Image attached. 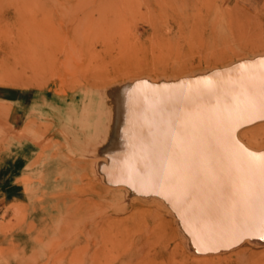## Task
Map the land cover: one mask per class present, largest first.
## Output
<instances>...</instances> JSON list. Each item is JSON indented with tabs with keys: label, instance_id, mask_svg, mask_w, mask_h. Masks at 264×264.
Wrapping results in <instances>:
<instances>
[{
	"label": "rangeland",
	"instance_id": "rangeland-1",
	"mask_svg": "<svg viewBox=\"0 0 264 264\" xmlns=\"http://www.w3.org/2000/svg\"><path fill=\"white\" fill-rule=\"evenodd\" d=\"M152 2L0 0V92L24 97L12 125L0 100V137L30 149L0 264H264V120L225 117L264 101L258 80L240 96L249 69L264 76V0H214L199 15ZM124 95L129 128L122 113L98 121ZM147 114L150 142L124 145Z\"/></svg>",
	"mask_w": 264,
	"mask_h": 264
},
{
	"label": "crops",
	"instance_id": "crops-1",
	"mask_svg": "<svg viewBox=\"0 0 264 264\" xmlns=\"http://www.w3.org/2000/svg\"><path fill=\"white\" fill-rule=\"evenodd\" d=\"M246 2H248V4L245 7L252 11L255 5H258L259 0H246ZM256 70L257 68L249 69L248 73L245 74L247 81L242 89L248 90L251 93H240V96L252 95L255 90L254 87L256 88V86H259L258 84L254 85L255 80L260 81L261 85H264V76L262 74H257L258 71ZM234 95L237 96V94ZM262 97H264V95ZM23 98L24 97L16 91L4 90L0 92V100L10 103L8 111V118L10 121L8 122L11 125L17 121L21 113L19 112V108L24 103ZM236 105L235 114L231 116V120L238 124L236 127L245 128L253 123L264 120V101L254 98L250 100L245 99L242 103ZM203 111L202 113H204ZM10 132H12V127L10 128ZM17 140L14 141L13 137L8 136V134L0 137V220L2 214L13 201V192H11L9 186L13 183V178L19 176V172L17 171L18 163L22 155L30 150L28 143H23L21 138L19 142Z\"/></svg>",
	"mask_w": 264,
	"mask_h": 264
},
{
	"label": "bare ground",
	"instance_id": "bare-ground-1",
	"mask_svg": "<svg viewBox=\"0 0 264 264\" xmlns=\"http://www.w3.org/2000/svg\"><path fill=\"white\" fill-rule=\"evenodd\" d=\"M157 1V4H156V6L157 7H155V6H153V2L152 3H149L148 4V6H147V9H150V10H154V9H158V10H165V9H168V8H171V10H174V11H177V10H180V11H182L183 9H186V11H187V9H189V10H191V11H193L194 12V14L196 15V14H202V13H205L206 11H210V9L213 7V4H214V0H189V3L188 4H186L184 7H179V6H173V5H171V7H170V4L168 3L169 2V0H156ZM8 2H9V0H8ZM12 2V1H11ZM14 2V1H13ZM156 3V2H155ZM14 4V3H13ZM142 3H140V5H141ZM143 4H145V3H143ZM176 4V3H175ZM147 12V11H146ZM193 14V15H194ZM213 24V23H212ZM28 26V25H27ZM41 26V25H40ZM150 26H151V24H150ZM23 27H24V24H23ZM240 43V42H239ZM251 45V44H250ZM202 54V53H201ZM218 54V53H217ZM255 75V74H254ZM253 75V76H254ZM229 80V79H228ZM227 81V80H226ZM226 85V84H225ZM111 89V88H110ZM109 89V90H110ZM109 90H107V91H109ZM103 91V90H102ZM134 92V91H133ZM111 93V92H110ZM148 93V92H147ZM223 94V93H222ZM226 94V93H225ZM216 95V96H215ZM217 95H219L218 93H215V94H213L211 97H209L207 100L210 102L209 104H210V107L212 108L213 106H214V104L215 103H217ZM86 96V95H85ZM109 96V95H108ZM150 96V95H149ZM223 96V95H222ZM215 98V99H214ZM128 99L129 100H131V98H129L128 96H123V103L122 104H120V106H119V104L117 103V102H112V101H110V99L108 98V99H105V102H106V104L108 105H113V106H115V112L114 113H108V114H106L105 116H100V117H98V121H101V122H103V121H107V122H110V123H113V122H116V121H118V113H122V114H126V116H124V117H122V120L124 121V123L126 124V127H125V130L126 129H128L129 128V123L132 121H130V118L128 117L131 113L130 112H128L129 111V109L127 108V106H128ZM101 101V100H100ZM202 101V100H201ZM143 102V101H142ZM128 103V104H127ZM220 106V105H219ZM223 106V105H222ZM229 106V105H228ZM213 109H214V113L213 112H210V113H213V116H216V114H218L219 113V107L217 108V107H213ZM212 109V110H213ZM221 110V109H220ZM229 110V109H228ZM125 111V112H124ZM225 111V110H224ZM124 112V113H123ZM205 113H208V111H204ZM221 112V111H220ZM202 114V115H205V113H202V112H199V114ZM127 114H129V115H127ZM230 114V113H229ZM209 116H210V114H209ZM132 117H134L133 116V112H132ZM225 117L226 118H228L229 120H231V114L228 116V114L227 115H225ZM186 118V117H185ZM188 118V117H187ZM192 118V117H191ZM211 118V120L208 122V124H213V123H215V121H216V117H210ZM238 118V117H237ZM99 119H101V120H99ZM130 121V122H129ZM154 121V119H153V115L152 114H147L146 115V119H145V121L144 120H141L140 122L142 123L141 125H140V127L138 128L139 130H138V132L136 133V134H129V132H127V131H123V136H122V143L125 145L127 142H129V141H132L134 138H136V136L137 137H139L140 138V140H144L143 142L144 143H147L148 141L150 142V138L152 139V128H153V126H151L152 125V122ZM189 120H187V122H188ZM151 123V125H149L150 123ZM196 123V122H195ZM202 124H204L205 122H201ZM100 124V123H99ZM192 124V123H191ZM197 124V123H196ZM194 125V124H193ZM168 126V125H167ZM182 126H184V125H182ZM208 127V126H207ZM207 127H206V129H207ZM181 128V127H180ZM202 127L201 126H199V127H197V129L198 130H200ZM215 128V127H214ZM101 129H102V127H101ZM187 129H188V127H187ZM168 130V129H167ZM195 130V129H194ZM199 134V133H198ZM166 136V135H165ZM164 136V137H165ZM193 136L194 135H189L188 137L190 138V139H192L193 138ZM241 138V137H240ZM190 139H188V140H190ZM242 139V138H241ZM194 140V139H193ZM197 140V139H196ZM244 141V140H243ZM167 142V141H166ZM208 142V141H207ZM247 144V143H246ZM240 145V144H239ZM192 146V145H191ZM247 146H250V144L248 145L247 144ZM123 147H125V146H123ZM251 147H252V145H251ZM164 150V149H163ZM247 150V149H246ZM250 150H252V148L250 149ZM255 150V149H254ZM158 152V151H157ZM161 152V151H160ZM159 152V153H160ZM162 152H164V151H162ZM218 152V151H217ZM156 153V152H155ZM148 154V153H147ZM246 154V153H245ZM250 154V153H249ZM253 154V153H252ZM254 155V154H253ZM252 155V156H253ZM258 155V154H257ZM150 156V155H149ZM148 156V157H149ZM165 156H166V154H165ZM234 157V156H233ZM236 157H239V154H238V156H236ZM146 158V157H145ZM166 158V157H165ZM220 158V157H219ZM244 159V158H243ZM248 159V158H247ZM170 160V159H169ZM120 161V160H119ZM239 161V160H238ZM263 161V160H262ZM251 162H253V161H251ZM261 163V162H260ZM102 164V163H101ZM112 164V163H111ZM134 164H136V162L134 163ZM134 164H133V166H134ZM251 164H254V163H251ZM256 164V163H255ZM103 165V164H102ZM111 166V165H110ZM109 166V167H110ZM169 166V165H168ZM114 167H115V165H114ZM114 167H112V168H114ZM170 168V167H169ZM181 168V167H180ZM251 168H255V165H252L251 166ZM98 170H100V169H98ZM132 171V170H131ZM185 171V170H184ZM101 172V171H100ZM104 172V171H103ZM103 175H104V173H102ZM130 174V173H129ZM157 174V173H156ZM126 177V176H125ZM157 177V176H156ZM165 178V177H164ZM130 179V178H129ZM128 179V180H129ZM123 180H125L124 178H123ZM161 180V179H160ZM166 180H167V178H166ZM168 181V180H167ZM263 182V181H262ZM159 183V182H158ZM261 183V182H260ZM150 184V183H149ZM151 185V184H150ZM164 185V184H163ZM162 185V186H163ZM166 186V185H165ZM164 186V187H165ZM161 187V186H160ZM163 187V188H164ZM262 189H264V188H262ZM178 191V190H177ZM174 194V193H173ZM178 200V199H177ZM184 204V203H183ZM182 205V204H181ZM232 216V215H231ZM242 216V215H241ZM240 217V216H239ZM242 217H245V216H242ZM248 217V216H247ZM235 219H237V218H235ZM239 219V218H238ZM232 220H233V217H232ZM235 222V221H234ZM233 222V223H234ZM232 223V224H233ZM214 228V227H213ZM212 231H213V229H212ZM217 231H218V229H217ZM225 234V233H224ZM228 235V234H227ZM221 236V235H220ZM223 237V236H222ZM230 237H232V236H230Z\"/></svg>",
	"mask_w": 264,
	"mask_h": 264
},
{
	"label": "snow or ice",
	"instance_id": "snow-or-ice-1",
	"mask_svg": "<svg viewBox=\"0 0 264 264\" xmlns=\"http://www.w3.org/2000/svg\"><path fill=\"white\" fill-rule=\"evenodd\" d=\"M262 166H264V161H262ZM261 239H264V237H261Z\"/></svg>",
	"mask_w": 264,
	"mask_h": 264
}]
</instances>
